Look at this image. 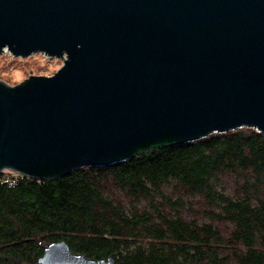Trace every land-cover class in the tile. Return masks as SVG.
Returning <instances> with one entry per match:
<instances>
[{
	"label": "water",
	"instance_id": "95a60500",
	"mask_svg": "<svg viewBox=\"0 0 264 264\" xmlns=\"http://www.w3.org/2000/svg\"><path fill=\"white\" fill-rule=\"evenodd\" d=\"M0 175L52 180L239 128L264 133V0H0ZM37 264H117L43 244Z\"/></svg>",
	"mask_w": 264,
	"mask_h": 264
},
{
	"label": "trees",
	"instance_id": "16d2710c",
	"mask_svg": "<svg viewBox=\"0 0 264 264\" xmlns=\"http://www.w3.org/2000/svg\"><path fill=\"white\" fill-rule=\"evenodd\" d=\"M4 178L0 264H37L59 241L117 264H264V133L253 128L52 180Z\"/></svg>",
	"mask_w": 264,
	"mask_h": 264
},
{
	"label": "rangeland",
	"instance_id": "374dc122",
	"mask_svg": "<svg viewBox=\"0 0 264 264\" xmlns=\"http://www.w3.org/2000/svg\"><path fill=\"white\" fill-rule=\"evenodd\" d=\"M64 60L43 53H35L25 58L15 57L5 50L0 54V80L16 85L31 75L52 76L63 66ZM13 173L5 171L0 177H12L15 174Z\"/></svg>",
	"mask_w": 264,
	"mask_h": 264
},
{
	"label": "built area",
	"instance_id": "2783aa9c",
	"mask_svg": "<svg viewBox=\"0 0 264 264\" xmlns=\"http://www.w3.org/2000/svg\"><path fill=\"white\" fill-rule=\"evenodd\" d=\"M19 176H24V175L15 173L12 177H6V178H4V182L7 183L9 186H14V185H16ZM25 177H27V176H25Z\"/></svg>",
	"mask_w": 264,
	"mask_h": 264
}]
</instances>
